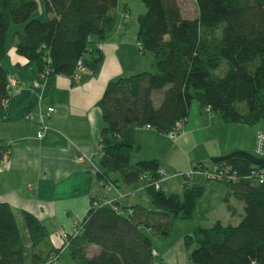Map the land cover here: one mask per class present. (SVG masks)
<instances>
[{
    "label": "trees",
    "instance_id": "16d2710c",
    "mask_svg": "<svg viewBox=\"0 0 264 264\" xmlns=\"http://www.w3.org/2000/svg\"><path fill=\"white\" fill-rule=\"evenodd\" d=\"M42 1L47 21L32 18L39 10L37 0H0L1 112L11 97L2 65L10 33L18 54L42 76L74 79L79 62L84 70L98 71L103 43L117 27L119 0ZM140 1L146 13L138 18L137 40L144 53L154 56L155 70L117 78L98 102L105 123L97 172L102 198L92 199L81 226L67 236L64 248L76 264H168L153 255L146 231L168 237L176 220L210 213L202 203L210 183L182 177L183 194L168 195L160 186L158 161L133 162L141 150L137 129L149 126L167 135L177 123L187 122L194 102L227 124L264 121V0H194L195 19L184 17L179 0ZM219 166L237 174L236 182L225 183L224 202L235 216L234 198L244 214L237 225L218 221L185 236L189 264H264V183L252 177L261 166L240 158ZM142 184L150 208L106 204L114 187ZM21 215L24 227L13 208L0 203V264H58L64 248L54 247L50 229L28 212Z\"/></svg>",
    "mask_w": 264,
    "mask_h": 264
},
{
    "label": "crops",
    "instance_id": "0c3cea01",
    "mask_svg": "<svg viewBox=\"0 0 264 264\" xmlns=\"http://www.w3.org/2000/svg\"><path fill=\"white\" fill-rule=\"evenodd\" d=\"M37 1L39 9L41 5L45 8L44 1ZM125 10L121 14L118 4L117 27L103 43L101 67L95 73L82 71L78 81L62 75L42 77L34 63L18 54L12 34L8 36V53L2 65L9 77L20 82V88L12 91L7 110L0 111V203L13 208L22 227V212L38 218L53 233L54 247L59 242L56 235L75 232L85 220L92 199L102 198L97 172L105 123L98 102L106 87L119 77L155 70V58L139 48L137 33L135 39L124 42L130 20ZM41 11L45 14L46 9ZM144 58L152 62L149 67L142 63ZM49 107L55 112L47 118V129L39 139L37 121L27 120L26 116L46 114ZM242 127L227 124L221 115L194 102L176 140L147 127L137 129L136 141L141 150L132 160L158 161L162 189L182 195L181 175L198 165L212 170L229 158L244 159L253 167L264 164L255 155L257 137L264 133L258 126L249 145L229 146L228 134ZM196 182L202 180L197 178ZM144 189V184L138 188L114 187L106 196V204L118 201L122 208H150L151 200ZM227 215L234 216L230 211ZM63 252L69 251L64 248Z\"/></svg>",
    "mask_w": 264,
    "mask_h": 264
},
{
    "label": "rangeland",
    "instance_id": "374dc122",
    "mask_svg": "<svg viewBox=\"0 0 264 264\" xmlns=\"http://www.w3.org/2000/svg\"><path fill=\"white\" fill-rule=\"evenodd\" d=\"M179 2L185 18L195 19L198 16L197 6L194 0H179ZM119 7L121 14L125 13V9H128V12L130 13L128 32H126V39L124 38V42H127L132 38L135 39L137 33L138 18L139 16L146 13V8L140 0H119ZM41 10H43V12L45 10V8H43V5H41V8L33 15L32 18L47 21L49 18L47 17L48 15L46 11L45 14H41ZM135 48L137 50V47ZM149 54L152 55L151 53ZM142 63H144L146 67H149L152 62L148 63V59L144 58L142 60ZM257 126L258 128L264 130V121H261L254 126L244 125L241 131L238 130L228 134L230 136L229 146L231 147V149H233L234 147L239 148L249 145L251 143L252 134L255 132L254 128H256ZM227 132L228 129L225 131V135H227ZM167 194L170 195L172 194V192H169ZM140 195H138L137 198H139ZM226 195L227 187L224 183L211 182L206 186L204 198L202 200L204 207H210V214L202 215L198 212L191 219L176 220L173 226V230L168 237H163L162 235H154L146 231V233L151 237L155 249H157L159 252V259L168 264H189L191 250H187L184 246L183 239L185 236L192 234L199 227L212 228L218 221H222L225 225L239 224L244 214V210L243 208H241V203L232 198V200L230 201V205L236 208L238 210V213L235 216L227 215L229 209L224 202ZM57 239L59 240V238ZM57 245H62L61 241H59ZM59 262V264H76L72 260L69 252H63V257Z\"/></svg>",
    "mask_w": 264,
    "mask_h": 264
},
{
    "label": "built area",
    "instance_id": "2783aa9c",
    "mask_svg": "<svg viewBox=\"0 0 264 264\" xmlns=\"http://www.w3.org/2000/svg\"><path fill=\"white\" fill-rule=\"evenodd\" d=\"M101 48V46H100ZM84 71V67L82 62H79L78 67H77V74L75 75L74 79L76 81L79 80L80 78V73ZM44 78H46L45 76H42ZM20 88V82L13 77H9L8 79V90L10 92V96L12 94L13 90H16ZM11 97L9 98V100H7L5 102V105L8 106L9 102H10ZM55 112V109L53 107H49L46 110V114H33V113H29L26 116L27 120H36L38 125H39V132H38V138L42 139L44 136V133L47 129L46 127V120L47 118H49L53 113ZM182 123H177L176 126L174 127V129L167 134L168 137L172 140H176L177 137L179 136V132L182 129ZM149 129H151V127H147ZM255 154L261 158L262 160H264V133H260L257 137V142H256V148H255ZM79 160L81 161L82 158L80 157ZM181 177L186 178L188 181L191 182H195V180L197 178H200L202 181H204L205 183H211V182H222V183H234L238 180V176L235 172H232V168L227 167V166H219L215 169L209 170V169H201V168H197L194 167L192 168L189 172L181 175ZM252 177L255 178L258 182L260 183H264V164L261 165V168L258 171H255L252 173ZM70 234H57V238H59V241H61L62 245H56L55 244V248L56 249H63L66 243V239L67 236ZM154 256H157V252L154 251L153 252ZM55 261H49L48 264H53Z\"/></svg>",
    "mask_w": 264,
    "mask_h": 264
}]
</instances>
